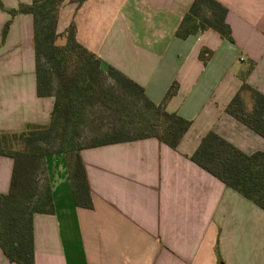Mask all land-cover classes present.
Returning a JSON list of instances; mask_svg holds the SVG:
<instances>
[{"label": "crops", "instance_id": "1", "mask_svg": "<svg viewBox=\"0 0 264 264\" xmlns=\"http://www.w3.org/2000/svg\"><path fill=\"white\" fill-rule=\"evenodd\" d=\"M32 1L0 0V132L48 123L54 108L37 91L33 16L8 12ZM218 1L234 42L213 29L176 34L193 0L64 1L59 32L74 21L102 68L119 69L155 103L177 81L166 108L192 125L177 149L156 137L83 149L93 208L75 204L65 157L48 155L53 211L34 216L35 264H264V210L190 159L211 129L247 153L264 150L225 110L250 66L247 82L264 93V0ZM13 167L0 155V196ZM0 264L18 263L0 247Z\"/></svg>", "mask_w": 264, "mask_h": 264}, {"label": "trees", "instance_id": "2", "mask_svg": "<svg viewBox=\"0 0 264 264\" xmlns=\"http://www.w3.org/2000/svg\"><path fill=\"white\" fill-rule=\"evenodd\" d=\"M64 1L33 0L8 10L12 16L32 14L38 95L55 98L48 123L31 122L16 132H0V155L14 160L10 189L0 196V247L10 262L18 264H35L34 216L53 211L51 186L45 178L40 179L48 155L65 157L75 204L93 208L83 149L149 137L177 149L192 125L191 120L166 108L179 90L177 81L171 84L162 102L155 103L142 85L119 69L102 68L101 58L78 40L74 21L59 32ZM227 13V7L218 0H193L176 34L185 38L213 29L234 42ZM8 26L9 22L4 34ZM211 55L212 51L204 47L200 59L207 63ZM252 69L250 66L241 74L242 85L225 110L264 138V93L247 82ZM106 80L117 86L123 96L141 99L150 115L136 135H130L122 123L113 121L108 125L106 121L103 133L80 144L81 126L90 106L102 103L113 108L122 103L114 88L104 84ZM190 159L264 210V150L247 153L211 129L201 138Z\"/></svg>", "mask_w": 264, "mask_h": 264}, {"label": "rangeland", "instance_id": "3", "mask_svg": "<svg viewBox=\"0 0 264 264\" xmlns=\"http://www.w3.org/2000/svg\"><path fill=\"white\" fill-rule=\"evenodd\" d=\"M104 84L107 87L114 88L115 94L121 96L122 103L115 105L113 108L102 103H95L94 106H90L86 111V121L81 126L82 137L80 138V144H85L89 142L92 136L103 133L107 125L106 121L108 125L109 122L113 121L122 123L130 135H136L137 129L144 125L150 115L141 99L123 96L120 89L110 80H106ZM96 118H102V120L97 121ZM44 174L45 166L41 171V181L44 180Z\"/></svg>", "mask_w": 264, "mask_h": 264}]
</instances>
